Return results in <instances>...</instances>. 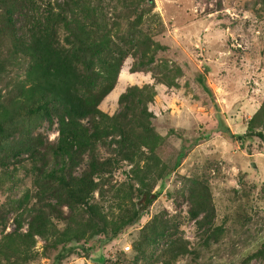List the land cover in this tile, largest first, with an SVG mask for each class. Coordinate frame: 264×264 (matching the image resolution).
Here are the masks:
<instances>
[{
	"label": "trees",
	"instance_id": "1",
	"mask_svg": "<svg viewBox=\"0 0 264 264\" xmlns=\"http://www.w3.org/2000/svg\"><path fill=\"white\" fill-rule=\"evenodd\" d=\"M111 1L119 8L106 0H0V83L9 66L25 62L22 77L0 87V169L24 157L33 174L32 188L14 201L12 230L4 231L0 215V264H28L51 249L56 250L53 262L60 264L74 246L97 235L106 242L138 221L142 206L132 201L131 189L148 203L151 184L144 175L152 170L148 160L156 158L162 141L147 109L154 88L129 85L116 95L129 79L120 68L124 58L134 57L130 73L148 71L163 46L143 28L157 18L147 0ZM157 81L174 84L164 73ZM103 97L116 99L118 110L101 111ZM43 122L55 123L54 142L38 130ZM253 136L264 142V97L245 131L231 135L238 140ZM101 149L107 155L101 156ZM139 161L145 164L142 176L133 171L138 187L110 185L120 162L138 168ZM186 202L196 229L213 238L220 228L212 224L204 181L188 178ZM138 239L159 243L156 264H170L188 250L186 239L162 215L150 217ZM252 256L264 257L260 250Z\"/></svg>",
	"mask_w": 264,
	"mask_h": 264
},
{
	"label": "rangeland",
	"instance_id": "2",
	"mask_svg": "<svg viewBox=\"0 0 264 264\" xmlns=\"http://www.w3.org/2000/svg\"><path fill=\"white\" fill-rule=\"evenodd\" d=\"M106 1L112 9L119 8ZM145 4L157 18L143 28L163 49L148 71L130 73L134 57L124 58L120 68L129 79L116 98L129 85L150 83L154 88L147 109L162 141L155 149L156 158L148 160L152 170L144 175L151 184L148 203L144 205L141 195L131 189L132 201L142 206L138 221L106 242L97 235L82 247L74 246L60 264H156L159 243L145 245L138 239L140 228L153 215L168 219L176 235L186 239V254L170 264H264L263 256L249 257L256 250L264 255V142L255 136L231 137L245 131L264 97V0H147ZM24 67L23 60L13 63L2 83L11 85L21 78ZM163 73L173 85L157 81ZM104 97L98 108L107 114L117 111L116 99ZM55 128V123L50 127L43 122L38 130L54 142ZM100 154L107 155L102 149ZM19 162L0 169L4 231L13 229L14 201L32 188L30 163L24 157ZM144 164L139 161L136 168L120 162L111 172L110 185L125 190L138 187L133 171L142 176ZM81 167L83 163L73 173ZM159 169L163 175L157 177ZM190 177L204 181L208 188L212 224L220 228L213 238H204L187 216ZM41 245L37 239L35 249L40 251ZM55 252L51 249L28 264H55Z\"/></svg>",
	"mask_w": 264,
	"mask_h": 264
},
{
	"label": "water",
	"instance_id": "3",
	"mask_svg": "<svg viewBox=\"0 0 264 264\" xmlns=\"http://www.w3.org/2000/svg\"><path fill=\"white\" fill-rule=\"evenodd\" d=\"M252 166H254V163H251Z\"/></svg>",
	"mask_w": 264,
	"mask_h": 264
}]
</instances>
